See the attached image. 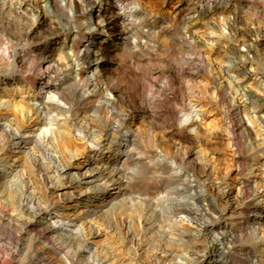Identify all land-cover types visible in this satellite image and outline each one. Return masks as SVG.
Here are the masks:
<instances>
[{
    "label": "rangeland",
    "instance_id": "374dc122",
    "mask_svg": "<svg viewBox=\"0 0 264 264\" xmlns=\"http://www.w3.org/2000/svg\"><path fill=\"white\" fill-rule=\"evenodd\" d=\"M78 1L79 6H75L74 0H63L64 8H61L56 0H0V35L13 39L23 36L33 40L47 27L50 30L46 33L50 36L48 51L53 53L56 59L72 64L68 54L83 52L89 44L90 35L96 32V44L106 56L101 59L100 50L91 60H98L102 70L114 63L123 65L129 55L131 43L127 39L128 34L121 31L120 22L114 27L115 32L103 30L98 21L89 18V14L92 15L97 8H90L84 5L82 0ZM124 2L129 3L130 0ZM249 2L250 0H241V3L237 4L235 0H164L162 12L165 16L175 17L177 20L184 16L185 11L189 15L196 13L200 6L206 8L201 17L192 21L186 36L182 28L177 30L171 26L160 36L163 45L169 50V56L176 58L174 71L171 74L165 73L169 77L165 85L167 96L170 98L168 102L180 105L191 101L193 107L197 105L203 110V119L197 130L200 142L197 144L191 133L188 134L192 139L189 143L178 135L173 136L170 131L163 134L158 132L157 147L171 158V162H160L159 166L154 167L142 180L129 186V193L124 196L125 204L122 207L105 216L101 215L106 218L104 223L98 222L95 231L85 227L83 233L79 234L75 241L69 242L65 249V232H53L49 235L42 227L29 223L27 216L19 210L18 199L9 200L4 187H0V264H69L68 260L71 261L70 264H181L183 259L180 254L186 251V240L189 237L185 233H197V229L199 251L206 257L198 255L196 259L198 264H208L213 251L221 248V242L210 235H215L216 228L221 224L228 225L233 237H243L246 232L252 233V221L249 220L251 216L247 205L249 194L254 189L253 179L257 178V183L260 182L261 186H264L261 177L264 174V165L259 161L260 155L264 154V147H261L264 144V88L257 83L259 80L264 81V28H246L247 21L240 15L232 16L231 22L225 19L232 15L233 9L246 7ZM76 7L83 14L77 20L74 18ZM65 8H69L70 13L65 11ZM62 11L68 14L69 18L62 17ZM116 11L112 5L108 13L111 15ZM81 24L84 27L78 32L77 28ZM60 27L64 29L63 32L59 31ZM87 28L95 30L89 32ZM249 45L253 47L252 51L247 53ZM44 47H34L33 52H39ZM11 56L12 53H9V57ZM201 57L204 58L203 62ZM23 63V57L17 55L13 66L10 67L4 64L3 57L0 56V98L7 101L9 97L14 96L12 111H9L13 116L14 113L17 114V108L24 107V101L12 89L20 87L23 82L18 73L9 76L8 71L20 68ZM251 69L252 72H248ZM6 79H10L12 85L6 84ZM38 79L34 82L36 90L39 88ZM217 81L223 84L220 86ZM92 87L88 86L89 91ZM239 87L245 88L247 94L244 98L239 97L240 100L244 103L250 102L248 108L253 127L238 131L235 135V138L239 139L235 140L238 145L234 146L231 144V124L238 122L244 114L239 116L229 113L232 101L227 94H232ZM98 99L99 96L89 100ZM193 107L185 113H190ZM92 109H95V104L89 112ZM3 113L4 110L0 112L1 115ZM174 115L178 113L165 108L166 119ZM136 126L139 127L138 122ZM8 145L7 154L13 149L12 142ZM177 146L181 150L179 154L174 155ZM72 148V151L77 153L84 150L82 144H76ZM22 156L27 178L31 176L29 179L38 186V190L46 192L44 183L40 181L43 169ZM80 160L81 158L71 161L72 171L76 170ZM123 161L124 158L121 163ZM172 164L180 166L181 177L172 174ZM193 175L200 177L201 181L204 180L207 195L204 201L210 205L206 206V211L203 209L205 202H194L191 205L194 208V216L183 221L174 209L183 201L173 193V188L181 186L186 179L193 178ZM224 175H227L225 184L219 190L214 189L212 183L223 182ZM253 175L256 177H252ZM117 190L118 187H115L105 198L113 196ZM126 197L131 199L127 200ZM235 197H238L240 204L233 211ZM50 200L56 203L58 208L69 209L77 198L66 202H61L58 198ZM263 203L264 200L263 208L257 215L264 220ZM96 217L100 215L90 216V219L97 220ZM81 218L89 217L82 215ZM241 226L243 230L237 232ZM85 234L88 242H91V253L87 252ZM109 242L120 259L109 257L106 253L100 255ZM13 249L15 251H12ZM171 252L177 253L174 259L170 257ZM224 263L229 264L225 260L221 264Z\"/></svg>",
    "mask_w": 264,
    "mask_h": 264
},
{
    "label": "clouds",
    "instance_id": "9594fccd",
    "mask_svg": "<svg viewBox=\"0 0 264 264\" xmlns=\"http://www.w3.org/2000/svg\"><path fill=\"white\" fill-rule=\"evenodd\" d=\"M56 2L61 8H64L63 0H56ZM235 2L239 4L241 0H235ZM112 3L117 9L114 18H121V31L128 34L127 39L130 41L131 47L128 49L129 55L125 58L126 62L123 65L114 63L103 71L99 67L98 60L95 62L91 59L81 61L82 53L79 51L68 54L72 64H68L66 60L56 59L55 55L47 48L50 41V36L46 34L50 32L47 27L33 40L23 36L13 39L0 35V44H2L0 56L3 57L4 64L13 66V60L17 55L24 59L21 67L15 69L23 83L12 91L27 103L28 123L31 124L32 120L37 122V126L30 129V134L35 138L36 145L46 146L50 150L49 156L55 157L58 161L54 167L45 165L44 174L48 179L53 180L58 172L71 167V161L79 155L77 152L61 149V143L65 136L75 142L74 147L76 144L83 143L86 148L108 152L115 162L116 166L107 170L106 178L102 177L98 184L87 189L89 193H93L98 187L106 189L112 185L120 186L124 182L131 186L142 180L154 167H158L160 162L165 160L171 162V158L157 147L158 132L163 134L170 131L173 136L178 135L189 143L192 142L191 137L188 136L189 133L196 138L197 144L201 139L197 127L188 128L185 123L188 119L185 112L193 107L192 102L180 105L168 102L170 98L167 96L165 85L169 77L165 73L171 74L174 71L173 66L176 58L169 56V50L160 40L161 34L169 26L177 30L182 28L186 36L195 17L188 15L187 11L179 20L175 17L165 16L162 12L164 0H130L129 3L112 0ZM5 6L7 7V4ZM65 11L70 13L69 8H65ZM236 15H240L247 21L246 28L251 27L257 30L264 28V0H250L246 7L241 6L233 9L232 15L225 19L231 22L232 16ZM32 20L34 22L35 17ZM58 25L59 22H57ZM83 27L84 25L81 24L77 31L79 32ZM86 30L92 32L95 29L87 28ZM59 31L63 32L64 29L60 27ZM39 45L45 47L39 52H33V48ZM9 53H12L11 57H9ZM200 59L203 62L204 58ZM127 61H131V63ZM145 61L147 62L145 63ZM42 63H46L47 67H40ZM53 70H55L54 76ZM89 73L91 74L89 75ZM81 76L83 79L80 78ZM37 78H39L40 84L38 90L35 89L34 83ZM88 84L93 86L90 91L86 87ZM81 88L83 92L76 97L73 89ZM89 96H99V99L89 100ZM37 97H40V103H36ZM14 99V96L9 97V100L4 101L0 107L5 111H11ZM93 104H95V109L89 113ZM53 105L58 106L56 111H53ZM165 108L178 113V115L166 119ZM45 109L51 115H48L44 111ZM197 111L202 112L203 110ZM192 119L199 120L200 116L193 115ZM137 122L139 127L136 126ZM40 124H43V132L38 127ZM5 127L10 129L15 136L22 134L23 125L15 117L8 120ZM45 132H48V135H45ZM102 140L105 145L109 143L116 145V149L102 145ZM8 146L7 138L0 142V164L4 166L5 170L12 168V165L8 163L9 158L4 155ZM261 147H264V144ZM180 150V147L177 146V152L174 155L179 154ZM27 155L30 159H34L40 154L33 149L29 150ZM122 158H124L123 163H121ZM29 173L31 174V169H29ZM70 176L72 178L70 182L73 183L83 179V176L75 172L70 173ZM63 179L64 177H60L54 185L50 184L49 186L59 187ZM24 181V172L15 170L12 180L5 188L9 200H15L17 197L24 201L34 199L37 202V208L45 211L54 207L51 200L37 196L35 189L29 196H25ZM13 189L15 191H12ZM258 191H264V188L258 187ZM7 202L5 201V203ZM32 211L36 213V209ZM96 219L98 222L104 223L106 218L96 217ZM85 223H87L86 218ZM209 223L215 222L209 221ZM53 226L59 227L60 225L54 222ZM89 227L95 231L92 225ZM220 227H224V225H220ZM241 230H243V226L237 232ZM83 231V226L76 229L78 235ZM216 231H219V228ZM198 233L199 229L196 234ZM210 235L213 239L220 238L214 234ZM220 235L223 236L225 233H220ZM226 235L228 240L226 247L222 245L224 253L222 259L229 264H264V235L246 232L243 237L239 235L233 237L232 230H228ZM84 239H87L86 234ZM246 244L250 246L245 247ZM191 250L189 247V251ZM105 253L109 257L120 259L116 256L111 242L107 248L101 251L100 255L103 256ZM182 255L187 258V264H198L195 255L188 256L187 252Z\"/></svg>",
    "mask_w": 264,
    "mask_h": 264
},
{
    "label": "bare ground",
    "instance_id": "6f19581e",
    "mask_svg": "<svg viewBox=\"0 0 264 264\" xmlns=\"http://www.w3.org/2000/svg\"><path fill=\"white\" fill-rule=\"evenodd\" d=\"M82 1H83L84 5H86L90 8H94V7L97 8L95 11L93 10L94 12L92 15L89 14V18L91 20H94L95 22L98 21L97 23L103 28V30H107L110 32L116 31V29L114 27H116L118 25L117 23L120 22L121 18L120 17L114 18V14L110 15V13H108L109 9L113 5L112 0H99V2H97V0H82ZM74 2H75V6H79L78 0H74ZM121 2L125 3L124 0H121ZM97 4H100V5L97 6ZM100 8H104V9L100 10ZM203 11H206V8L204 6H200L199 10H197L196 13H191L189 15L195 17V19H196V18H199L202 16ZM62 12H63L62 17L69 18L68 14L64 13V11H62ZM59 14H60V12H59ZM82 15L83 14L81 13V11L76 7L74 10L75 20L79 19V17H82ZM60 17H61V15H60ZM87 17H88V14H87ZM85 20H86V18H85ZM192 24H193V22H191V26H192ZM189 30L190 29L188 28L187 32ZM97 35H98V33H96V32H94L90 35L89 44H88L87 48H85V50L83 52H81L82 55H81L80 59H92L94 54L97 51L101 50V48L98 47L96 44V40L98 39ZM247 42H246V44H247ZM252 47H253V45L248 46V48L246 50L247 53H249V51L252 49ZM98 48H100V49H98ZM100 52L102 55L101 59H103L106 56V53L102 52V50ZM239 54H241V53H239ZM240 56H244V54L243 55L241 54ZM240 56H238V57H240ZM93 66L95 67V64H93ZM101 66L102 65L99 64L101 71H103ZM40 67H47V64L42 63L40 65ZM250 71L252 72V69L249 70L248 72H250ZM8 72H9L8 73L9 76H14L16 71H15V68H12ZM54 75H55V70H53V76ZM80 78L83 79V76H81ZM217 82L220 86L223 84L220 81H217ZM5 83L8 85H12L10 79L9 80L6 79ZM37 83L40 87L39 79H38ZM257 83H258V85H260L261 87L264 88V81L263 80H259V81H257ZM89 85H91V84L86 85V87L88 88ZM239 90H241L240 93H239ZM82 92H83L82 88L78 89V90L73 89V93L76 97H78ZM245 92H246L245 88L239 87V88H236L232 94L231 93L227 94V97L232 101V106H231V110L229 108V113L232 115H239V116L244 114V116H245V117L242 116V118L238 122H234L231 124V129H232V130L230 129L232 131L231 135L233 133V135L231 136V144H233L234 146L238 145L235 142V140L238 139V138L237 139L235 138L236 133L238 131L247 130L248 127H253L252 117L249 116V108H248V105L250 104V102L247 101V103H244V101L240 100L241 98H244L247 95ZM114 95H115V93H114ZM239 97H241V98H239ZM90 98H92V97L89 96L88 99H90ZM3 102H4V100H2L0 98V105H2ZM40 102H41L40 97H37L36 103H40ZM57 107L58 106L53 105L52 106L53 111H56ZM3 110L4 109L2 107H0V112ZM197 110H200V108H198L196 105L193 107V109L190 113H185V115L188 117V119L185 121L186 126L188 128L197 127V130H198L199 123L203 118H202L201 111H197ZM28 111H29V109H28L27 103L24 102V107L17 108V114L14 113V116L9 111H5V113H3V115L0 114V134H2V137H0V142H2L3 139L7 138L8 144H9V142H12V148H13L11 150V153L7 154L6 151L4 153V155H6L9 158L8 163L12 165V168L5 170L4 166L2 164H0V187H4V190H5V188L9 185L10 181L12 180V176L14 175V171L15 170H22L25 174V181H24V194H25V196H29L31 194L32 190L35 189L37 196H43L47 200H50V198H58L59 201L66 202L72 198H77V201L72 206H70L71 208H69V209L68 208L67 209L58 208L56 206V203L52 202L54 207L51 208L50 210L45 211V210H41V209L37 208L36 200L28 199L27 201H24V200H21L19 197H17L18 204H19V210L22 212V214L27 216L29 223H33L37 226L42 227V229L47 231V233L49 235H50V233H53V232H65L66 233L65 234L66 235V237H65L66 238V244L63 246V248H64V247H67L69 242L75 241L80 236L76 232V229L78 227L83 226V230H85L84 229L85 227L90 228L89 225H92V228L97 229L96 227H98V225H99L98 221L95 219H90V216L91 217L95 216V215L96 216L100 215V217H101V215L105 216V215L109 214L111 211H115V210L119 209L120 207H122L125 204V202H124L125 197L124 196H126L129 193V186L127 185L126 182H124L120 186L112 185L106 189L103 187H98V188H95L93 193H89L87 191V189L90 187H93L94 184H98L102 177L106 178L107 170L112 168V167H115L116 164L112 160V157L108 152L102 151L101 149L86 148L83 145V143H79L80 145L82 144V146H84V150L82 152H79V155L76 158V159L81 158L79 165L76 168V170L72 171L70 169V167L66 168L62 172H58L56 174L55 178L50 181L48 179V177L44 174L45 173V165L47 164L49 167H54L58 163V161L56 160L55 157L49 156L50 150H48L46 148V146L40 147V146L36 145L35 138L33 136H31V134H30V129L34 126H37V122L35 120H32L31 124L28 123V120H29ZM44 111L48 115H51V113L47 112V109H45ZM89 113H86V114H89ZM57 114H59V113H57ZM33 115H35V113H33ZM193 115L200 116V119L199 120H193L192 119ZM13 117L17 118L18 121L23 125L22 134L20 136H15L11 132L10 129H6V127H5L8 120H10ZM181 119H183V117H181ZM38 127L40 128V130L42 132L44 131L43 124L38 125ZM93 127H95V125H93ZM48 131L50 132L51 130H48ZM45 135H48V132H45ZM73 135H75V133H73ZM106 135H107V131H106ZM49 139H51L50 136H49ZM73 144H74V142L69 137L65 136L62 143H61V149L62 150L68 149L69 151L73 152L72 151ZM101 144L106 146V147H111L114 150L117 147L116 145L110 144V143L105 145V142L103 140L101 141ZM33 149L35 151H38L40 155L36 156L34 159H30L27 154H28L29 150H33ZM120 151L122 152L123 149L121 148ZM93 153H95V154H93ZM22 155H24V158H27L30 161H32L35 166H38V167H40V169L41 168L43 169V174L40 177L41 178L40 181L42 183H44V187H45L46 192L45 191L42 192V189L38 190V186H35L33 184V182L29 179V177H31V176H29L27 178L25 166H24L25 163L22 161V158H23ZM260 156H261V158L259 161H261V164L263 166L264 165V154H262ZM238 162H239V160H238ZM239 165H240V163H239ZM170 167H171L172 174L175 177H177V176L181 177L180 166H177L176 164H172ZM259 167H261V166H259ZM218 171H219V169H218ZM72 172H75V173L83 176V179L80 181H76L75 183L70 182L72 179L70 176V173H72ZM190 173H191V171H190ZM226 176L227 175H224L223 182H219V181L213 182L212 183L213 188L214 189L218 188V190L220 188H222V185H224L226 182V181H224ZM258 176H260V175L258 174ZM60 177H64V179L61 181V186H59V187H50L49 186L50 184L54 185L56 183V181L60 179ZM252 177H256V175H253ZM261 177L264 181V174ZM203 181H201L200 177L193 175V178L191 177V179H186L181 184V186L173 188L174 189L173 193L177 194L180 198H182V201H183L181 204L179 202V207L174 208L176 213L180 215L179 218L180 217L183 218V221L186 218L192 219V216H194V210H193L194 208H193V206H191L194 204V202H196V201H201L203 203L205 202L204 198L207 195L205 193V189H206L205 188V182H203ZM257 181H258L257 178L253 179L254 189H253V192L251 194H249L250 197L248 196L249 202H248L247 206L249 208L248 211H249L250 216H251L249 218V220L252 221V233H255L257 235H260L262 233L261 235H264V220L261 219L257 215L258 212H260L263 208L262 207L263 206L262 201L264 200V191H258V187L264 188V186L262 187L260 182L257 183ZM16 187L18 188L19 186L17 185ZM115 187H118V190L115 192V194L113 196H110L109 198L106 199L105 197L107 196V194L112 189H114ZM221 190H223V189H221ZM12 191H15V189H13ZM66 197H69V198L66 199ZM101 197H103V198H101ZM128 199H131V198L129 197V198H127V200ZM173 199L174 198H172V200ZM233 203H234V205L232 208L234 211L239 207V204H240L238 201V197H235ZM209 205H210V203L205 202L203 204V206H204L203 209L208 211L206 206H209ZM33 209H36V213H34L32 211ZM78 211H81V212H78ZM82 215H86L87 217H89L88 219H86L87 223H85L84 218H81ZM61 217H62V219H61ZM54 222L59 224L60 226L59 227L53 226ZM223 225H224V227L219 226V228H220L219 231H216V233H215L216 236H220V238L217 240H219L221 242V248H217L216 250L213 251V253L211 254L210 260L207 262L208 264H221L224 261V259H222L223 255H224L222 245L225 247L227 246L226 241L228 240V237H227L226 233L229 230V228H228L227 224L223 223ZM260 230H262V232H260ZM220 233H225V235L221 236ZM185 235L189 236L188 240H186L187 248H186L185 252L188 253V256H193V255H195L196 257L198 255L200 256L199 244H198L199 234H196L194 232H187V234L185 233ZM90 243L91 242L90 241L88 242L87 239L85 240V245L88 247L87 252L91 253L92 247H91ZM86 246H85V248H86ZM189 247H191V249H192L191 251H189ZM65 253H67V252L65 251ZM63 256L65 257V255H63ZM176 256H177V253H175V252L170 253V257H172L173 259ZM180 256L183 259L181 261V264H187V258L183 257L182 253L180 254ZM201 256L206 257V255H204V254H202ZM67 262L69 264L71 263V261H69V260ZM224 264H226V263H224Z\"/></svg>",
    "mask_w": 264,
    "mask_h": 264
}]
</instances>
